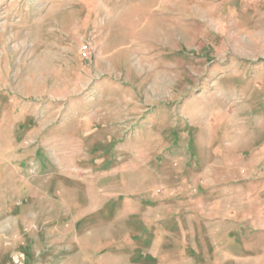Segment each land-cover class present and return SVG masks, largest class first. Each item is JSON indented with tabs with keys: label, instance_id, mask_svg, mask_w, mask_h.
Returning a JSON list of instances; mask_svg holds the SVG:
<instances>
[{
	"label": "rangeland",
	"instance_id": "374dc122",
	"mask_svg": "<svg viewBox=\"0 0 264 264\" xmlns=\"http://www.w3.org/2000/svg\"><path fill=\"white\" fill-rule=\"evenodd\" d=\"M0 264H264V0H0Z\"/></svg>",
	"mask_w": 264,
	"mask_h": 264
}]
</instances>
